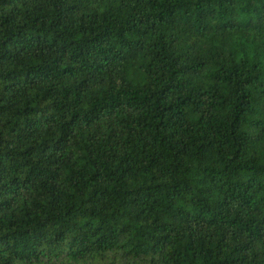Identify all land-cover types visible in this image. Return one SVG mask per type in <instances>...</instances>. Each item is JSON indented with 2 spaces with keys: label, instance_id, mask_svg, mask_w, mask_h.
Segmentation results:
<instances>
[{
  "label": "trees",
  "instance_id": "obj_1",
  "mask_svg": "<svg viewBox=\"0 0 264 264\" xmlns=\"http://www.w3.org/2000/svg\"><path fill=\"white\" fill-rule=\"evenodd\" d=\"M0 264H264V0H0Z\"/></svg>",
  "mask_w": 264,
  "mask_h": 264
}]
</instances>
